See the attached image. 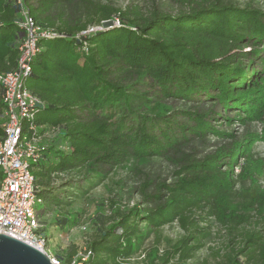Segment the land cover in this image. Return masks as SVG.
<instances>
[{
	"label": "trees",
	"instance_id": "obj_1",
	"mask_svg": "<svg viewBox=\"0 0 264 264\" xmlns=\"http://www.w3.org/2000/svg\"><path fill=\"white\" fill-rule=\"evenodd\" d=\"M187 1L188 11L173 14L155 5L144 10L97 0H26L35 20L65 35L41 41L43 49L28 79V87L45 103L36 124L46 128L39 132L58 129L68 148L47 147L44 157L32 164L45 202L60 204L50 183L64 171L92 170L99 178L88 179L92 186L105 178L106 167L128 161L173 158L178 166L174 180L157 182L151 192L144 184L141 202L146 205L118 210L109 230L90 243L89 264L130 260L140 247L142 221L154 228L157 242L166 224L177 223L185 232L161 256L158 249L147 253L152 264L176 256L183 262L191 259L212 236L216 221L229 225L235 244L242 237L238 243L243 246L233 251L244 253L245 260L232 264H264V203L256 208V227L244 234L239 225L250 221L252 212L231 213L224 203L236 195L248 198L250 175L236 173L234 165L238 156L254 158L245 149L248 141L232 140L230 124L264 122V9L241 7L233 0L183 3ZM73 7L79 13L68 14L67 8ZM56 8L57 18L52 13ZM20 17L17 5L0 0V72L16 67ZM116 19L119 23L112 28L77 37ZM84 42L87 51H81ZM173 100L197 104L179 108ZM3 111L0 85V139ZM208 136L220 140L200 155L196 144ZM2 179L0 170V185ZM239 185L241 190L233 193ZM60 224L65 229L76 226L78 214H67Z\"/></svg>",
	"mask_w": 264,
	"mask_h": 264
},
{
	"label": "rangeland",
	"instance_id": "obj_2",
	"mask_svg": "<svg viewBox=\"0 0 264 264\" xmlns=\"http://www.w3.org/2000/svg\"><path fill=\"white\" fill-rule=\"evenodd\" d=\"M97 1L112 3L122 9L139 5L144 7V10H147L155 5L159 6L163 11L173 14L180 11H188L190 6L188 1L183 3V0ZM233 1L237 2L241 7L264 9V0ZM75 10L78 9L75 7L67 8L68 14H72V12L73 14L79 13L75 12ZM58 11L56 8L52 12L55 18H57ZM118 23V19L113 20L112 26H104L103 29L112 28ZM249 48L247 47V49ZM170 102L179 108L193 107L197 104L195 101L186 103L183 100ZM206 106L207 108H217V106L208 104ZM219 109L223 112L221 105ZM229 114L233 115L232 113ZM224 118L225 116H221L219 119L222 121ZM235 118H238V116H235ZM213 122L219 123L220 121ZM216 126L218 125L216 124ZM230 126L232 128L228 129V132L232 134V140L235 137H240L245 140V143L248 141L245 149L254 155L253 159L238 156L237 163L234 165L236 173L245 171L246 174L250 175L247 180L249 187L247 190L248 200L240 195L233 194V196H236L224 202L231 213H237L242 210H250L252 212L250 221L239 225L241 233L244 234L245 231L253 230L256 227L255 221L258 218L256 208H258L259 202L264 203V139L258 138L264 135V122L259 119H254L249 121V123L234 120ZM61 136L62 134L58 132V129L57 131H50L42 140L43 145L62 150L68 149L66 143L61 141ZM254 138L256 140L252 141ZM236 139L238 140V138ZM219 140L220 138L208 136L202 142L198 141L196 147H198L200 155L209 153L211 149L216 147L215 145ZM227 140L231 141V138H227ZM32 164L34 165V163ZM177 169L178 166L173 158H156L150 161H140L138 164L128 161L112 169L106 167L105 171H109L106 173L105 178L99 184H93L92 186L88 184V181L90 179L99 181V178H95V173L86 167L55 174L52 177L50 186L56 188V195L61 199L60 204L55 206L46 203L44 200L36 203L34 207L36 217L44 224V230L48 237V246L51 248L56 264H78L79 258L86 255L88 249H90V243L109 230L111 223L118 216V210L124 211L143 200L141 190L144 189L145 183L149 184L147 191L151 192L157 182L174 180ZM34 170L35 168L33 172ZM73 185L78 186V188L75 187L73 189ZM238 190H241L240 185L232 189V192L235 193ZM141 203L140 206L146 205V203ZM67 214H78V224L69 229L61 227L60 224V220ZM139 226L143 231V236H141L139 241L140 247L130 260L122 264H152L147 257V253L151 252L153 254V251L158 249L157 255L161 256L166 250H170L172 245L183 237L185 233L177 223L166 224L160 229L161 237L157 242L153 234L154 228L147 226L144 221L140 222ZM212 229V236L204 240V246L194 252V256L191 259L183 262L176 256L169 262L165 263L162 260H155L153 264H232V260H236V262L241 259L245 260L244 253L238 255L233 251V248L243 246V242L238 243L239 240H242L241 236H238L236 239L238 240L237 244H235L234 235L231 234L229 225H223L216 221ZM71 253L74 254L72 259H70Z\"/></svg>",
	"mask_w": 264,
	"mask_h": 264
},
{
	"label": "built area",
	"instance_id": "obj_3",
	"mask_svg": "<svg viewBox=\"0 0 264 264\" xmlns=\"http://www.w3.org/2000/svg\"><path fill=\"white\" fill-rule=\"evenodd\" d=\"M19 7L21 17L17 21L22 41L16 67L0 72L2 101L4 103L3 135L0 139V170L3 179L0 185V233L13 236L46 253L56 264L48 246L44 224L36 217L35 204L43 202L39 186L32 171V163L44 157L45 133L39 132L46 125H37L38 112L44 108V101L27 84L32 73L33 60L43 49V39L65 35L41 25L31 15L26 0H8ZM102 25L91 26L77 34L87 35L102 30ZM83 50L87 51L86 42ZM92 249L79 258L78 264H89Z\"/></svg>",
	"mask_w": 264,
	"mask_h": 264
},
{
	"label": "water",
	"instance_id": "obj_4",
	"mask_svg": "<svg viewBox=\"0 0 264 264\" xmlns=\"http://www.w3.org/2000/svg\"><path fill=\"white\" fill-rule=\"evenodd\" d=\"M113 20L104 22L112 26ZM0 264H55L42 250L13 236L0 233Z\"/></svg>",
	"mask_w": 264,
	"mask_h": 264
}]
</instances>
